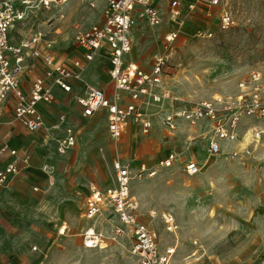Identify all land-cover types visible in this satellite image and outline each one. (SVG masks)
I'll return each instance as SVG.
<instances>
[{"label":"crops","instance_id":"obj_1","mask_svg":"<svg viewBox=\"0 0 264 264\" xmlns=\"http://www.w3.org/2000/svg\"><path fill=\"white\" fill-rule=\"evenodd\" d=\"M189 1L191 0H182L183 10H187L186 4ZM198 3L197 14L204 11V5H208V1ZM160 5L164 15L163 21L168 18V21L161 23L162 28L173 25L169 21L171 16H169L167 5L163 2H160ZM106 8L105 0L103 11ZM204 18L210 19L205 16ZM185 23L186 21L183 20L182 25ZM146 26L154 29L147 23ZM140 29L141 26L136 27L134 24L130 30L132 50L125 59L137 63L144 71H150L153 65L150 66L151 61L158 50L150 49V39L141 34ZM141 30L145 31L144 34L148 33L145 29ZM72 42L74 43L73 37L71 42L67 38L54 40L52 53L57 61L74 67V59H83V55L76 45L71 48ZM97 59L100 60L101 65L94 69L97 71L96 77L92 75L88 77L85 73L84 77L74 79L71 93L55 88L56 99L52 102L57 103L58 108H53L52 102L39 106L45 122L43 128L36 132L30 131L14 118L17 98L14 94L9 95L4 105L3 112L0 114V149L9 146V148L18 149L21 156L30 154L31 159L19 174H11L7 184L0 188V264H48L46 261L48 253L59 245L61 240V234L54 236L63 223L67 226L66 230L71 231L70 237L72 236L61 240L65 243H72L77 236L82 238V233L89 226L110 234L120 223L115 212L111 208L106 211L104 209L103 213L94 220H88L82 215L84 213L82 208L85 209L86 203L81 202L92 184L101 189L109 188V184L115 186L113 175L115 159L128 165L132 175L131 180L137 177L136 172L141 164H146L152 169L157 168L158 162L171 153L176 154V161L181 156L184 158L183 163L189 159L197 161L202 174L216 169L215 165L218 162L212 160L208 153V144L214 137L208 120L202 119L192 125L187 120L179 119L184 123L173 132L172 136L165 130L164 117L177 109L174 108L172 101L176 98L175 96L165 98L161 102H154L146 96L140 107L152 123L151 130L145 134L139 125L130 121L123 136L117 141L109 135L106 112L99 111L91 117H82L73 96L85 93L84 85L101 87L108 94L115 92L114 83L111 82L108 74L109 60L105 56ZM28 63L27 74L25 71L21 79V87L25 92L29 91L32 81L42 76L45 71V63L41 58L30 59ZM175 83L165 77L162 83L150 89L158 93H163L166 89H174V93H177L176 90L180 85ZM116 93L121 98L127 97L123 92ZM72 108L75 113L71 110ZM67 111H69V123L77 129V146H75L77 148L74 147L65 154L59 155L55 145L64 131H54L51 123L60 113L66 114ZM77 113L80 116L76 117ZM205 126L209 127L208 130L204 128ZM199 141H202L205 148V153L201 156L197 145ZM243 142L244 140L233 142L235 146L231 150L241 148ZM231 150L224 149L216 158L226 156L229 168L236 169L234 174H230L233 177L232 181L236 183L229 190L232 192L231 197H240L242 201L235 210L249 219L244 221L242 231L247 234L248 239L243 244L244 249H249L244 264H264V147L256 150L251 157L244 156L241 152V156L231 158L229 155ZM161 152L165 154L157 160V154ZM11 159L9 152L0 155V168H3ZM160 170L161 168L156 170L154 176H147L148 179L145 178L144 183L155 184L158 178L155 176L161 172ZM199 174L196 175V181L207 178ZM234 177H238L239 183ZM96 181H99L102 186L97 185ZM207 184L212 185L210 181ZM200 187L205 188L203 184H199L197 188L201 189ZM135 202L136 207H139V211L144 215L155 213L159 209L151 204ZM36 229L39 230L37 233H35ZM33 243L37 244L35 251L30 246ZM76 264H83L82 260H78Z\"/></svg>","mask_w":264,"mask_h":264},{"label":"built area","instance_id":"obj_2","mask_svg":"<svg viewBox=\"0 0 264 264\" xmlns=\"http://www.w3.org/2000/svg\"><path fill=\"white\" fill-rule=\"evenodd\" d=\"M67 1L0 0V114L9 95L14 94L17 97L14 118L32 132L40 130L44 126L45 117L39 106L56 99L54 92L56 87L65 93H71L72 81L85 71L84 61L89 63L97 57L105 56L110 63L108 74L114 83L115 92L108 94L101 87L86 86L85 93L76 95L81 116L87 118L99 111L106 112L109 135L116 141L123 136L130 121L139 125L143 133L148 134L152 123L140 107L142 100L149 96L152 101L161 102L172 96L167 89L163 93L150 89L160 84L162 80L165 68V61L162 58L153 63L150 71H144L137 63L125 59L132 50L130 30L135 24L136 17L151 27L159 26L164 16L160 2L167 5L172 20L182 17L184 8L182 0H107L103 21L74 33L73 41L83 55V59H74V67L56 60L52 53L53 42H43L42 33L30 36L23 34L25 23L31 14L42 9L49 10L54 5H61ZM197 1H189L186 9L192 11ZM220 1L210 0V3L218 5ZM211 15L210 10L207 16ZM218 17L219 27L223 30H228L235 24L232 13L226 8L220 11ZM18 24L22 25L18 27ZM16 29L24 36L22 40L15 38L13 33ZM178 34V31L170 32L165 36L166 40L172 42ZM200 34L208 38L213 35L209 30L201 31ZM38 58L45 63L44 74L36 77L29 91L25 92L21 87V79L29 64L28 60ZM117 91L125 93L127 97L121 98ZM66 117L64 113H60L51 123L54 131H64L57 139L56 150L59 154H65L77 143V129L65 124ZM244 118H264V72L259 69H253L239 80L234 93L218 94L189 106L178 107L164 117L163 124L165 130L172 136L179 119L187 120L192 125L206 119L214 132V137L208 144L210 157H216L224 151L223 141L239 142L244 139L246 143L243 142L241 148L231 150L229 155L231 158H237L242 152L244 156L251 157L256 150L264 147V128L246 127L242 124ZM7 152L12 159L0 168V188L7 184L11 174H19L31 159L30 154L21 156L18 149L9 146L0 149V155ZM175 161L176 154L171 153L157 165L159 168H169ZM138 170L136 172L138 178L156 174V169L149 168L146 164H141ZM180 170L188 176H195L200 173L201 168L197 161L190 160L184 163ZM113 171L115 186L101 189L94 184L91 185L85 199L84 217L94 220L106 207H110L120 222L114 227V236L110 238L111 240L116 241L118 237L127 236L131 243L130 252L138 264H172L177 244L167 245L162 249L158 232L141 222L136 215V206L131 203L132 176L128 166L115 159ZM162 221L169 233H175L179 228V223L172 213H163ZM66 227L63 223L59 234H65ZM105 239L107 238L94 226H89L82 233L85 248L101 247ZM97 264L114 263L102 260Z\"/></svg>","mask_w":264,"mask_h":264},{"label":"rangeland","instance_id":"obj_3","mask_svg":"<svg viewBox=\"0 0 264 264\" xmlns=\"http://www.w3.org/2000/svg\"><path fill=\"white\" fill-rule=\"evenodd\" d=\"M199 1L204 0H198L192 11L183 10L182 17L169 20L173 25L165 28H162V24L168 21V18L154 29L147 27L145 21L135 18V26H141V29L148 32L144 34L145 31L140 29L141 34L150 39V49L158 50L150 66L162 58L165 61L162 81L168 77L172 83L180 85L177 93H174V89H167L172 97H176L172 100L175 109L210 99L218 94H232L238 81L250 71L259 69L264 72V0H221L218 5H212L210 0H206L208 5H204V11L199 13L201 15L196 13ZM91 3L95 6L92 7ZM104 7L105 0H68L64 4L54 5L49 10L42 9L31 14L25 23L23 34L30 36L42 33L43 42H54L62 38L71 42L76 31H83L103 21ZM223 8L232 13L235 21L233 27L228 30L221 29L218 23V16ZM210 10V19L204 18L208 17ZM183 20L186 21L184 25ZM21 25L18 24V27ZM205 30L211 31L213 35L210 38L203 37L200 32ZM17 31L18 29L13 33L15 38L22 40L24 36ZM171 31H178L179 34L174 41L168 42L165 36ZM74 45L72 42L71 48ZM97 58L89 63L84 61L85 71L79 78L84 77L85 73L88 77H96L97 71L94 69L101 65ZM76 95L73 96L75 99ZM51 106L55 109L59 107L55 102H52ZM73 109L71 110L75 113ZM68 112L65 114V124L73 127L69 123ZM78 115L77 113L76 117ZM183 123V120H179L177 129ZM99 124L100 122L97 126ZM242 124L246 127L264 128V118H244ZM204 128L208 130L209 127ZM248 131L250 132L249 129ZM197 145L201 156L205 153V148L202 141ZM222 145L225 150H231L235 143L223 141ZM164 154L158 153L157 160ZM183 159L182 156L178 157L173 166L161 168V172L155 176L158 177L155 184L144 183L145 178L148 179L147 175L142 177L141 181L138 177L130 181L133 205L136 206L137 201L159 208L155 213L144 215L139 211V207H136L138 219L158 232L162 249L167 245L177 244L172 264H244L249 249H244L243 244L248 239L247 234L242 231L244 221L249 219L235 210L242 201L240 197H231L232 192L229 190L236 183L232 181V175L230 176L236 169L229 168L226 156L212 157V160L218 162L216 169L209 170L206 174L201 171L199 175L207 178L196 181V175L188 176L181 172L182 165L190 160L183 163ZM158 169L159 167L156 168ZM234 178L238 181V177ZM209 181L211 186L207 184ZM96 184L102 186L99 181H96ZM199 184H203L205 188H197ZM111 185L108 186L113 187ZM89 192L90 190L86 192L81 203H85ZM109 208L106 207L104 211L110 210ZM82 210L85 211L84 208ZM163 213H172L176 218L179 228L175 233L166 230L162 221ZM38 231L36 229L35 233ZM58 233L54 237L59 236ZM102 234L107 238L102 248H85L80 236L73 237L75 240L72 243L61 241L63 238L72 237L71 231L66 230L65 234L60 236L59 245L48 253L46 261L48 264H76L78 260H82L83 264H97L108 260L114 264H138L130 252L131 243L127 236L118 237L113 241L110 239L114 236L113 231L110 234ZM30 246L34 250L37 244Z\"/></svg>","mask_w":264,"mask_h":264},{"label":"bare ground","instance_id":"obj_4","mask_svg":"<svg viewBox=\"0 0 264 264\" xmlns=\"http://www.w3.org/2000/svg\"><path fill=\"white\" fill-rule=\"evenodd\" d=\"M91 6L92 7H94L95 6V4H93V3H91ZM160 83H162V80H161V82ZM104 245L102 244V246L101 247H99V248H102Z\"/></svg>","mask_w":264,"mask_h":264}]
</instances>
